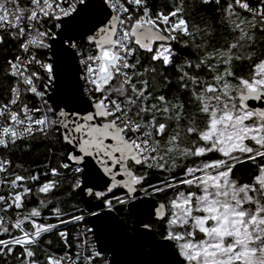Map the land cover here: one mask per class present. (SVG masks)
Returning <instances> with one entry per match:
<instances>
[{
    "label": "snow or ice",
    "instance_id": "snow-or-ice-1",
    "mask_svg": "<svg viewBox=\"0 0 264 264\" xmlns=\"http://www.w3.org/2000/svg\"><path fill=\"white\" fill-rule=\"evenodd\" d=\"M0 264H264V0H0Z\"/></svg>",
    "mask_w": 264,
    "mask_h": 264
},
{
    "label": "trees",
    "instance_id": "trees-1",
    "mask_svg": "<svg viewBox=\"0 0 264 264\" xmlns=\"http://www.w3.org/2000/svg\"><path fill=\"white\" fill-rule=\"evenodd\" d=\"M26 159H30V157H26ZM241 171H243V169Z\"/></svg>",
    "mask_w": 264,
    "mask_h": 264
}]
</instances>
